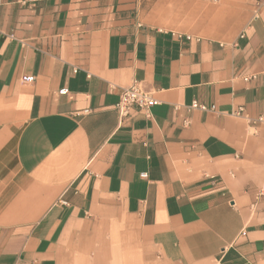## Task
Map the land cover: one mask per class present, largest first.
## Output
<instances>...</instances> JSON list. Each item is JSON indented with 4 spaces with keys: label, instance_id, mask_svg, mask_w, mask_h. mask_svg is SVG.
I'll list each match as a JSON object with an SVG mask.
<instances>
[{
    "label": "crops",
    "instance_id": "1",
    "mask_svg": "<svg viewBox=\"0 0 264 264\" xmlns=\"http://www.w3.org/2000/svg\"><path fill=\"white\" fill-rule=\"evenodd\" d=\"M0 264H264V0H0Z\"/></svg>",
    "mask_w": 264,
    "mask_h": 264
},
{
    "label": "built area",
    "instance_id": "2",
    "mask_svg": "<svg viewBox=\"0 0 264 264\" xmlns=\"http://www.w3.org/2000/svg\"><path fill=\"white\" fill-rule=\"evenodd\" d=\"M254 78V77H253ZM23 82L25 83H33L35 78L34 77H24ZM248 80V79H247ZM61 95L68 94L67 90L60 91ZM159 102L153 97V95L145 91L143 88L139 87L138 85H133L130 88L122 89L120 94V100L117 105V111L121 118H125L130 115V113L134 109L143 110L148 118H151V110L155 106H157ZM189 109H198L201 111H209L213 110L214 108H208L204 105L199 104L198 102H194ZM234 116L237 117H244V109L239 108L237 111L234 112ZM252 124H258L263 122L262 118H259L256 121H250ZM188 124V122L186 123ZM143 178H146L147 175H142Z\"/></svg>",
    "mask_w": 264,
    "mask_h": 264
}]
</instances>
